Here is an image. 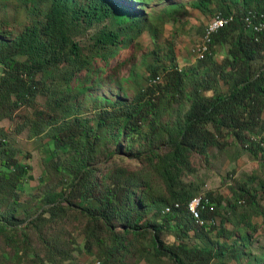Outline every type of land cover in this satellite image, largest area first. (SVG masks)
<instances>
[{"label":"trees","instance_id":"obj_1","mask_svg":"<svg viewBox=\"0 0 264 264\" xmlns=\"http://www.w3.org/2000/svg\"><path fill=\"white\" fill-rule=\"evenodd\" d=\"M6 1L0 0V7L6 6ZM13 1L35 15L42 13L44 22L26 25L16 32L0 22V119L10 118L21 107H30L38 98L45 99L44 106L52 113L48 114L51 122L44 123L41 110L35 112L31 126L36 132L41 131V124L52 128L46 153L49 160L65 158L56 165V171L70 182L68 190L46 192L42 200L50 207L47 213L59 214L64 209L62 203H75L88 219L83 248L93 255L92 247H97L99 261L94 264H115L134 241L146 235L149 241L145 254L166 257L171 264H226L227 255L240 262L246 243L238 244L237 235L245 241V229L256 228L247 216L232 217L236 203H248L256 210L257 192L239 187L234 202H227V216L218 222L221 198H214L210 192L195 195L196 190L182 177L188 172L193 153L206 156L208 149L218 148L225 136L255 156L264 157V138L256 136L264 123V31L255 33L244 21L251 12L264 16V0H217L219 10L214 18L219 14L232 18L212 36L208 51L195 66L185 71L171 66L164 83L156 76L155 67H150L153 84L136 89L131 99L124 94L114 99L91 96L101 105L91 120L78 118L81 101L71 102L87 93L90 97V85L79 74L92 67V58L73 41L71 28L74 24L92 26L109 20L111 25L99 29L94 41L106 61L107 55L114 54L113 49L151 27L139 6L154 1L167 4L170 0H127L134 8L119 0ZM210 1L194 0L189 5L203 10ZM46 3L49 7L43 12ZM230 5L240 7L232 9ZM184 8L180 3H169L158 19ZM216 47L226 49L219 64L213 61ZM107 49L109 54L104 52ZM198 71L202 72L200 79L195 75ZM156 78L159 80L153 82ZM219 82L225 90L218 91ZM172 103L180 105L181 116L168 125L161 117ZM115 155L142 161L160 180L167 195L155 193L140 172L105 166V160ZM16 156V149L0 139V200L11 201L0 209V235L13 241L12 255L1 251V258L25 259L27 255L30 264H74L70 257L62 261L53 255L35 259L27 251L26 228L34 227L35 221L29 208H22L18 193L31 168ZM97 156L100 166L95 162ZM201 196L209 203L200 212L203 224L199 225L189 213L188 204ZM259 215L264 217V210ZM227 223H236V232ZM116 226L121 227L118 234ZM168 236L172 241L166 240ZM72 248L81 251L76 243ZM260 263L255 260V264Z\"/></svg>","mask_w":264,"mask_h":264},{"label":"rangeland","instance_id":"obj_2","mask_svg":"<svg viewBox=\"0 0 264 264\" xmlns=\"http://www.w3.org/2000/svg\"><path fill=\"white\" fill-rule=\"evenodd\" d=\"M119 1L128 5L129 8H134V5L127 0ZM191 1L194 0H170L167 4L154 1L145 7L139 6L138 9L148 16V24L151 27L144 28L142 34L133 41L124 42L125 44L120 45L117 50L113 49L112 53L114 52V54H109L110 49L104 50L109 54L106 61L100 57V51L94 41L99 29L111 25V22L106 20L92 26L73 25L74 27L70 30L73 41L77 42L84 53L92 58L91 69L83 70L79 74L81 80L85 77L86 84L90 85V97L87 93L85 96H78V100L71 101L73 104H78L81 101L82 108L78 118L91 120L96 114L94 112L100 109V102H96L99 99L91 96L98 95V98L114 99L117 95L124 94L128 99H131L136 89L152 85L153 83L150 81L152 76H149L150 67H155L156 76H159L160 82L164 83L168 79V72L173 65L183 71L190 70L195 66L197 59L202 58L205 54L201 52V48L207 46L204 41L209 25L207 27L206 25L214 20L213 18L217 14L215 12L219 9L217 0H211L209 7L203 10L191 8L189 5ZM169 3H180L185 8L170 16L164 15L159 20V16H162L160 15L162 9ZM5 4L6 6L0 7V22L7 24L6 28L9 31L16 32L26 25H41L44 22L42 13L35 15L29 8L13 0H8ZM42 7L43 12L46 11L49 3ZM230 7L235 9L240 6L230 5ZM214 50L216 54L213 61L219 64L225 56L226 49L216 47ZM256 66L254 65V68ZM89 71L91 72L87 73ZM195 75L197 79H200L202 72L198 71ZM73 83L75 84V82ZM216 88L218 91H223L226 86L219 82ZM44 103L45 99L38 98L30 107H21L10 118L0 119V139H5L13 146L17 151V159L26 162L31 168L23 181V190L18 193V200L22 208H29V213L32 214L31 218L35 221L34 227L26 228L28 234L25 246L27 251L35 255V259L53 255L57 261L70 257L74 264H94L99 261V257L96 255L97 247H92L93 255L83 248L85 227L88 223L87 217L82 215L73 202L72 205L62 203L60 206L64 209L59 214H49L47 212L50 207L45 205L42 200L46 192L68 190L70 184L67 176L56 171V165L63 163L65 158L58 157L49 160L50 157L46 153V148L51 140L52 128L41 124V131L36 132L35 128L31 126L36 111L44 112V123L51 122L52 117H49L48 114L52 116V113L47 110ZM165 108L167 112L163 113L161 121L168 125L174 124L175 120L181 116L180 105L172 103L170 107ZM257 131L259 133L256 136L264 138V123L261 124V127L259 126ZM219 142V147L209 148L206 156H200L197 153L190 156L188 172L183 173L182 180L186 184H191V188L196 190L195 195L210 192L214 198H221V204L217 209L218 222L220 217L227 216V202H234V192H237L239 187L244 186L250 192H257L258 207L256 210L249 207L248 203L243 200L244 203L241 205L236 203L232 217V220H235L239 215L247 216L256 228L255 231L245 229L248 236L245 241L237 235L238 244L246 243L243 250L244 256L240 262H237L227 255L224 261L226 264H255L256 260V262L264 264V217L259 215L260 211L264 210V188H262L264 187V157L255 156L252 152L244 149L241 144L235 143L232 137L225 136ZM100 160V157L97 156L95 162H98L99 166L101 165ZM113 165L127 171L140 172L155 193L167 195L160 180L150 170H147L142 161L115 155L105 160V166ZM71 192L72 190H70ZM8 204H11L10 199L0 200V209L4 210ZM18 216L23 217L21 213ZM24 225H27V222ZM227 227L236 232V223H227ZM120 228V226H116L117 234L121 231ZM17 238L19 239V233H17ZM166 240L170 242L172 238L168 236ZM148 241V235L142 240L134 241L129 252L117 258L115 264H171L166 257L158 259L146 255L144 251ZM73 243L80 246V252H76L72 248ZM12 245L13 241H7L3 235H0V253L5 251L10 257L13 253ZM23 258L25 259L13 257L4 260L0 256V264H30L27 255Z\"/></svg>","mask_w":264,"mask_h":264},{"label":"bare ground","instance_id":"obj_3","mask_svg":"<svg viewBox=\"0 0 264 264\" xmlns=\"http://www.w3.org/2000/svg\"><path fill=\"white\" fill-rule=\"evenodd\" d=\"M224 16L222 15H218L214 18V20L209 24L208 28L206 29L205 32V41L204 43L208 46V44H210L211 42V38L212 36H209L212 34L213 30L215 29V21H217L220 18V25H227V18H222ZM255 17H264L262 14H260L259 16L253 15V13H248L247 15H245L244 17V21L246 24H249V20H254ZM231 21V19H230ZM230 22H228L229 24ZM207 46H203L201 48V52L202 53H206L207 50ZM158 81V78H156V80L154 82ZM209 203V200L207 198L204 197H195L192 198V200L189 202L188 204V211L191 214L193 220L196 222V224L202 225L203 224V219H201L200 216V212L202 211L203 208H205L204 206H207V204Z\"/></svg>","mask_w":264,"mask_h":264},{"label":"built area","instance_id":"obj_4","mask_svg":"<svg viewBox=\"0 0 264 264\" xmlns=\"http://www.w3.org/2000/svg\"><path fill=\"white\" fill-rule=\"evenodd\" d=\"M227 18V25L230 22V18L232 17H222ZM226 25H220V18L215 21V29L213 30L212 34L209 36H213L219 29L225 27ZM248 29L252 30L255 33H259L264 31V18L263 17H255L254 20H249V24L245 25ZM212 210V206H211Z\"/></svg>","mask_w":264,"mask_h":264}]
</instances>
